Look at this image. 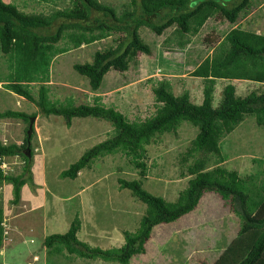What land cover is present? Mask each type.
Here are the masks:
<instances>
[{
    "label": "trees",
    "instance_id": "obj_1",
    "mask_svg": "<svg viewBox=\"0 0 264 264\" xmlns=\"http://www.w3.org/2000/svg\"><path fill=\"white\" fill-rule=\"evenodd\" d=\"M252 1L199 0L193 5V0H130L118 14L113 6L98 0H70L68 8L43 15L22 12L0 0V51L8 56L10 67L6 87L35 102L45 115L63 116L68 126L74 117L86 116L108 120L113 126L111 136L86 149L61 171V177L76 178L96 158L119 152L139 170L141 177H147V146L156 135L176 132L184 120L198 128L184 158L186 161L195 157L187 167L191 176L175 201L151 193L138 180L119 177V187L130 189L133 196L146 204L137 229L123 231L124 243L120 247L91 246L78 237L82 219L77 213L65 232H54L44 238L49 254L68 253L86 259L100 258L128 264L134 255L146 252V242L156 225L179 219L197 207L204 192L214 191L229 202L240 220L235 238L219 255L216 264H264V178L260 177L264 169L240 175L237 170L221 164L227 159L222 147L223 138L246 116L252 115L259 126H264V92L252 91L240 96L236 94L235 85L229 82L223 87L217 106L214 105L218 79L264 82V33L240 26L230 28L214 52L192 71V75L203 79L202 102H194L187 90L176 95L169 79L164 77L153 87L155 112L140 120H130L117 108L105 107L98 102L74 105L69 98L67 104L56 105L49 102L43 85L38 98L30 89L33 82L46 84L50 81L51 64L58 54L124 33L118 36L116 45L96 50L91 62L73 65L78 73L88 78L91 89L97 91L108 71H125L138 52L151 53V46L139 34L142 26L157 34L173 27V39L178 47L185 48L211 18L219 16L235 24L252 6ZM96 11L102 16L93 18ZM58 19L60 22L54 31H43ZM66 38L71 45H60ZM99 100L97 96L95 101ZM36 116V113L19 110H0V118H19L28 124L22 143H6L0 139V182L12 185V204L20 201L26 175L31 171L33 133L29 135L28 129ZM198 153L204 155L197 157ZM210 155L218 159L213 167L208 165ZM12 156L24 160L22 172H4L3 158ZM255 160L264 163V159ZM4 222L5 211L0 202V249L5 238Z\"/></svg>",
    "mask_w": 264,
    "mask_h": 264
},
{
    "label": "rangeland",
    "instance_id": "obj_2",
    "mask_svg": "<svg viewBox=\"0 0 264 264\" xmlns=\"http://www.w3.org/2000/svg\"><path fill=\"white\" fill-rule=\"evenodd\" d=\"M5 1L22 12L43 15H50L55 10L71 5L70 0ZM98 1L113 6L119 14L130 0ZM198 1L193 0L192 4L195 5ZM100 16L102 14L98 11L93 13V18ZM153 19L157 21L158 17ZM59 22L60 19L56 20L51 27L43 31H54ZM233 26L264 33V0H253L252 6L240 15L235 24L219 16L211 18L192 36L191 42L185 48L177 46L176 40L173 39V27L157 34L151 28L142 26L139 34L151 46V53L138 52L125 71H108L97 91L91 89L88 78L78 73L73 65L91 62L96 50L116 45V39L119 35H125L124 33H116L89 44L84 43L58 54L51 64L50 81L46 84L33 82L30 89L38 98L43 85L47 90L49 102L56 105L67 104L69 98L74 105L98 102L105 107L117 108L130 120H140L155 112L153 87L159 79L165 77L169 79L176 95L187 90L194 102L201 103L203 79L192 75V71L206 56L214 52L217 44ZM68 42V38L63 39L60 45H71ZM9 72L8 56L0 51V110L13 109L37 114L31 131L33 154L29 162L31 171L26 175V184L27 189L44 190L40 195L47 205L38 209L39 213L45 212L49 216L60 209L62 220L70 222L74 216L71 207L77 206L79 196L93 195L103 200L102 203H97L102 204L101 207L105 211L98 214L102 228L113 229V226H120L135 231L145 213L146 204L133 196L130 189L120 188L119 177L138 180L145 189L164 197L167 201H175L180 190L187 186L191 176L187 167L195 157L191 156L184 161L185 153L198 132V128L187 120L181 123L176 132L156 135L147 146V177H141L139 170L120 152L96 158L90 166L83 168L76 178L61 177V171L75 162L86 149L111 136L113 126L108 120L94 116L74 117L72 124L68 126L61 115H45L35 102L6 87ZM229 82L235 85L236 94L240 96L252 91L264 92V82L218 79L215 106L219 102L223 87ZM97 96L100 97L99 101H95ZM27 127L28 124L22 119L0 118V139L3 141L4 136H8L6 143L24 140ZM222 147L227 159L221 164L226 168L237 170L240 175L264 169V163L260 164L255 160L264 159V126H259L252 115L246 116L223 138ZM202 155L204 154L198 153L197 157ZM217 161L215 155H210L209 167L215 166ZM4 162L8 166V173L22 172L24 160L20 156L5 157ZM262 174L260 177L264 178ZM39 177L45 179L47 186H43L42 182L34 184V180ZM12 197V185L0 182V202L3 207L6 206L7 212L13 206ZM112 199H115V202H111ZM113 206H116L115 210ZM189 213L191 214L182 216L181 220L155 226L146 253L134 255L128 264H216L219 254L237 234L240 227L238 216L231 210L229 202L214 191H207L197 207ZM6 217L8 234L10 222L8 215ZM61 226L47 230L65 232L66 227L63 229ZM81 236L83 237V234ZM25 238H29V235L23 238L21 250L25 253L19 257L20 263L8 261L5 264H36L34 261L37 259L34 260L28 252L40 244L41 239L33 236L32 241H24ZM94 240L100 244L102 242L99 237ZM39 254L42 255V251ZM29 257L31 258L28 259ZM76 258L78 257L68 253L47 252V257L38 264H122L100 258Z\"/></svg>",
    "mask_w": 264,
    "mask_h": 264
},
{
    "label": "crops",
    "instance_id": "obj_3",
    "mask_svg": "<svg viewBox=\"0 0 264 264\" xmlns=\"http://www.w3.org/2000/svg\"><path fill=\"white\" fill-rule=\"evenodd\" d=\"M35 134L40 135L41 133L40 134L35 133ZM3 141L8 142V136H4ZM13 141H15L14 143H18V144L23 142V140L21 139L13 140ZM39 182H42L43 186H47V183L43 177L42 178L39 177L34 180V184H37ZM43 192H44L43 189H40V190L27 189V184L25 183L21 189L20 201L17 204H13V206L11 205L12 207L9 209V212H7L6 206H4L5 207L4 208L5 217L6 215H8L10 224L8 225L9 233L8 234L5 233L4 242L0 249V264H3V263L5 264L8 261L11 263H20V260L18 259L20 256H23V253H25L24 251L21 250V245L23 243V238L26 237L27 235H29V238H25L24 241H27V239L28 240L30 239L32 241L33 236H37L41 239L40 244L34 246L28 252L30 253L31 257H33L34 260L37 259L36 261H34V263L38 264L42 259H45L47 257L48 251H47L46 246L43 243L44 238L48 234L54 233L53 232L54 230H47V229L48 228L55 229L57 225H62L61 227L63 229H65L66 227V230L70 227L72 220L70 222L65 221V219L62 220L60 216V213H61L60 209L53 212V214L49 216L46 215L45 212L44 213L38 212V209L47 205L46 200L41 199L40 193H43ZM206 192H204V194ZM97 198L98 197H95L93 195L79 196L77 206L74 208L71 207L72 212L74 213V216L75 214L79 213L82 219L81 228L78 231V237L79 239H81L84 242H87L91 246H98L103 249L120 247L124 243L123 231L126 229L120 226H113V229L102 228L100 226L101 223L98 220V217H99L98 214H103L105 213V211L101 207L102 204H97V203H102L103 200L97 199ZM111 202H115V199H112ZM113 207L115 210L116 206H113ZM188 214H191V213L188 212L186 215H183V217L187 216ZM183 217H180V219H177V220H181V218ZM82 234H83V237L81 236ZM95 237H99L102 240L101 244L97 243L94 240ZM115 240H117L116 243H115ZM148 241L146 242V251L148 248L147 247ZM40 251H42V255L39 254ZM145 253L146 252L140 253V254L143 255ZM31 257H29L28 259H30ZM33 259L31 260L33 261Z\"/></svg>",
    "mask_w": 264,
    "mask_h": 264
},
{
    "label": "built area",
    "instance_id": "obj_4",
    "mask_svg": "<svg viewBox=\"0 0 264 264\" xmlns=\"http://www.w3.org/2000/svg\"><path fill=\"white\" fill-rule=\"evenodd\" d=\"M5 158V157H4ZM4 158H3V161H2V168H3V170H4V172L5 173H8L6 170H7V168H8V166L6 165V163L4 162ZM5 223V222H4ZM5 226H6V223H5ZM5 233H7V230H6V228H5Z\"/></svg>",
    "mask_w": 264,
    "mask_h": 264
},
{
    "label": "water",
    "instance_id": "obj_5",
    "mask_svg": "<svg viewBox=\"0 0 264 264\" xmlns=\"http://www.w3.org/2000/svg\"><path fill=\"white\" fill-rule=\"evenodd\" d=\"M34 120L35 119H32L31 122H30V125H29V129H28V134L31 135V131L33 129V123H34Z\"/></svg>",
    "mask_w": 264,
    "mask_h": 264
}]
</instances>
